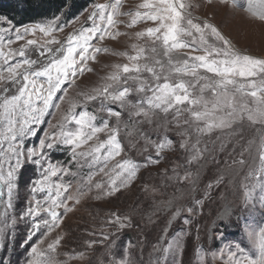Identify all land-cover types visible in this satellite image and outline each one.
I'll return each instance as SVG.
<instances>
[{"label":"snow or ice","instance_id":"obj_1","mask_svg":"<svg viewBox=\"0 0 264 264\" xmlns=\"http://www.w3.org/2000/svg\"><path fill=\"white\" fill-rule=\"evenodd\" d=\"M230 2L234 7L264 21V0ZM120 7L121 0L94 3L85 23L64 39H58L54 35L65 27L60 22L59 15L31 26L0 27V197H5L0 200V205H3V210H0V240L6 237L7 230L17 222L16 217L12 216L9 223L8 215L18 194V176L27 163L39 166L41 170L39 178L31 182L30 192L46 193L42 198L33 195L32 202L20 217L24 220L28 217L34 218L30 229L32 235L27 237L31 239L38 231L43 237L60 227L62 213L58 209H63L64 213L71 212L68 202L80 203V198L87 195L84 190L86 187L89 190L92 187L101 189L105 196L112 197L137 178L141 167L159 162L148 158L147 164L141 165L126 154L122 157L125 151L119 139L122 126L129 128L132 125L127 132L131 136L138 131L137 125L152 123V117L157 110L163 113L175 111L176 115H180L182 105H188L183 111L190 112L194 121L205 122L203 128H197L201 133L211 132L214 128L231 127L244 118L252 123L264 124V57H256L237 49L207 21L203 24L194 22L189 11V0H142L135 11L128 12H120ZM118 16L130 17L126 25L129 28L140 22L151 21L154 27L135 33L138 39L147 38L151 45H132L135 54L128 56L129 63L114 65L116 71L106 77L108 82L92 89L91 93H81L85 104L99 102L95 114L89 111L77 113V102H72L59 124L54 126L59 131L46 134L36 147L26 148L24 139L36 135L33 126L41 123L50 108L60 107L59 103L54 102L57 93L67 94L68 88L75 84L78 75L92 71L87 67L88 62H94L98 53L108 51L107 48L95 47L93 42L106 37L114 40L121 35L119 31H114L119 24L124 23L117 19ZM4 20L7 18L0 17V21ZM10 32L14 39L7 35ZM37 32L50 38L43 43L28 39L18 49L11 47L14 42ZM209 37L213 42L209 41ZM33 47L38 53V58L35 59L28 58ZM161 48L163 57L167 58L166 63L156 58ZM184 49L202 51L203 54H189L187 59L174 57V53ZM16 57L23 59L12 63ZM201 70L211 75H202ZM143 73L149 74L151 79L142 75ZM185 77L189 79H184ZM129 81L134 82L135 87L130 86ZM197 87L199 95L194 91ZM205 92L211 93V99L205 98ZM133 94L138 97L135 101L130 99ZM249 97L252 100L251 105L247 100ZM59 99L63 101L65 97L60 96ZM109 104L118 105L121 110L106 107ZM124 111L128 112L127 121L123 118ZM99 114H106L107 118L98 125L95 121ZM112 117H115V122L110 124ZM70 124L76 126L74 130L69 128ZM101 133L106 134L105 139H101ZM139 135L145 141L144 146L139 149L141 152H147L149 146L156 150L157 156L165 149L172 150L170 140L157 142L148 139L143 132ZM91 141L95 143L90 144ZM186 144V141H181L180 148H186ZM58 145L70 149L72 159L77 165L86 157L90 158L88 162L91 165L103 162L104 166L99 172L108 177L107 190L102 188V182L93 184V177L97 175L95 172L88 173L83 182L78 181L75 190H72L71 181H53L52 178L58 175H80L79 172H70L67 168L48 162L47 151ZM86 145L87 150H82ZM130 146L135 148L136 144L130 142ZM191 148L194 151L188 160L189 164L200 158V149L196 144ZM118 157L122 158L117 160ZM114 160L115 164L108 168V163ZM259 160V167L249 175L257 176L256 185L264 191V151L260 153ZM239 163L243 164L244 161ZM192 176L193 173L186 172L183 179L194 184ZM175 178L177 177H170ZM211 188L212 185H208V189ZM190 191H195V188ZM245 195L250 196L251 193ZM205 196H208L207 191ZM180 199L182 196L166 202L169 207L175 206L171 219L184 211L194 214L193 208L178 202ZM203 203V200H195V204ZM224 215H230V211H226ZM110 216L114 219H109L107 223L115 226L117 231L132 226L131 218L126 214L112 212ZM184 223L189 225L191 221L185 220ZM103 236L105 240L108 239L107 233ZM248 237L257 239L255 254L248 255L239 244L233 245L229 242L226 248L220 250L221 253L227 252L228 259L225 264H264V228L258 233L249 232ZM42 243L41 239L31 246L26 264H67L66 261H57L52 256L57 251L61 238L57 237L48 243L47 249L40 247ZM87 243L91 247L96 241ZM170 248L175 254L180 245L173 246L169 242V247H165L163 252L169 253ZM83 255L80 253L81 257ZM128 259L126 253L122 258L110 257L108 264H126ZM0 264H4L3 260H0Z\"/></svg>","mask_w":264,"mask_h":264},{"label":"rangeland","instance_id":"obj_2","mask_svg":"<svg viewBox=\"0 0 264 264\" xmlns=\"http://www.w3.org/2000/svg\"><path fill=\"white\" fill-rule=\"evenodd\" d=\"M141 2L142 0H121L119 11H135ZM94 3H105V0H91L85 7L75 6V10L66 8L58 13L57 15L61 17L60 22L65 27L63 31L54 35L58 39H64L69 33L79 29L92 11ZM189 3L191 5L189 11L194 22L203 24L207 21L228 38L237 49L256 57H264V21L252 17L226 0H189ZM0 17L6 16L0 15ZM6 18L7 20L0 21V27L20 26ZM51 18L53 17L41 18L21 25L31 26ZM117 19L124 21L114 29L121 35L114 40L106 37L104 40L93 42L95 47L107 48L108 51L98 53L94 62L91 60L88 62L87 67L92 71L78 75L75 78V84L68 88L67 94L57 93L54 102L59 103L60 107L50 108L41 123L33 126L36 129V135L24 139L26 148L36 147L46 134L59 131L58 127L54 126L59 124L72 102H77V113L89 111L95 114L99 102L85 104L81 93H91L92 89L108 82L106 77L116 71L114 65L129 63L128 56L135 54L132 45L143 47L151 45L147 38L138 39L135 35L147 27H154L151 21L140 22L129 28L126 25L130 17L118 16ZM7 35L14 39L11 32ZM49 38L37 32L14 42L11 47L18 49L28 39H36L38 43H43ZM185 39L191 40L189 37ZM209 41L213 42L211 37ZM162 51L161 48L156 58L166 63L167 58L163 57ZM189 54L200 55L203 52L184 49L173 55L187 59ZM28 58H38L35 47L30 49ZM19 59L23 58L16 57L12 63ZM201 74L211 75L202 70ZM142 75L151 79L147 73ZM160 82L163 83V80ZM128 83L135 87L134 82ZM194 91L196 95H199L198 87ZM204 95L205 98L211 99L210 92H205ZM60 96H64L65 99L61 101ZM137 98L136 94L130 96L133 101ZM247 100L251 105V98ZM106 107L116 111L121 110L115 104H109ZM187 107L188 105L180 106L182 109L180 115H176L175 111L163 113L157 110L152 117V123L144 122L137 125L138 131L133 132L131 136H128L127 132L132 125L130 124L129 128L122 126L119 135L125 150L122 157L126 154L128 158L141 165L147 164L148 158L159 162L141 167L137 178L127 188L121 189L112 197L105 196L101 189L92 187L89 190L86 187L84 190L87 195L80 198V203L68 202L72 208L71 212L64 213L63 209H58V212L62 213L60 227L43 237L38 231L31 239L27 237L32 235L30 229L34 218L28 217L24 220L20 217L23 210L32 202L33 195L42 198L46 193L32 194L30 192L31 182L39 178L41 170L39 166L27 163L18 176V194L13 200V209L8 215L9 223L12 216L16 217L17 222L7 230L6 237L0 240V260H3L4 264H26L33 244L42 239L43 243L40 247L47 249L48 243L57 237L61 238V243L57 245V251L52 253V256L57 261H66L67 264H108L110 257L122 258L126 253L129 257L126 264H179V261H182V264H225L228 259L227 252L221 253L220 250L226 248L229 242L233 245L239 244L248 255H254L257 239L249 238L248 233H258L261 228H264V191L256 185L257 176H250L249 173L260 165L259 156L264 151L262 147L264 124L252 123L244 118L231 127L214 128L211 132L201 133L197 131V128H203L205 122L194 121L190 112L183 111ZM105 118H107L106 114H99L95 123L99 125ZM123 118L126 121L129 120L127 111L123 112ZM109 122L114 123L115 117H112ZM75 127L74 124L69 125V128L73 130ZM140 132L152 141L170 140L172 150L165 149L157 156L156 150L149 146L147 152H141L139 149L144 146L145 141L140 138ZM100 137L105 139L106 134L101 133ZM181 141L187 142L186 148H180ZM130 142L135 143L136 147H131ZM89 143H95V141ZM193 144L200 149V158L189 164L188 160L194 151L191 148ZM82 150H87V145ZM122 157L116 159L119 160ZM46 159L51 164L67 168L70 172L80 173L76 177L66 174L58 175L52 178L53 181L63 180L65 183L71 181L72 190H75L78 181L83 182L88 173L95 172L97 175L93 177V184L102 182V188L107 190L108 177L99 172V169L104 166L103 162L91 165L88 162L90 158L86 157L82 158L77 165L72 159L70 149L63 145L48 150ZM239 161L244 163L241 164ZM115 162V160L110 161L108 168H111ZM186 172L193 173L191 179L194 184L183 179ZM170 177L177 178L170 179ZM208 185H212V188L208 189ZM193 187L195 191H190ZM206 191L208 196H205ZM246 193L251 195L246 196ZM181 196L182 199L178 202L185 207L193 208L194 214L184 211L175 219H171L175 206L169 207L166 202ZM4 198L0 197V200ZM195 200H203L204 203L198 205L195 204ZM0 210H3V205H0ZM226 211H230V215L225 216ZM112 212L126 214L131 218L132 226L117 231L115 226L107 223L109 219H114L110 216ZM41 216L43 217L44 214L42 213ZM185 220L191 223L185 225ZM105 233L108 234L106 240L103 236ZM92 241L96 243L89 247L87 242ZM169 242L173 246L180 245V248L175 250V254L172 248L169 253L163 252L165 247H169ZM80 253L84 254L83 257Z\"/></svg>","mask_w":264,"mask_h":264},{"label":"trees","instance_id":"obj_3","mask_svg":"<svg viewBox=\"0 0 264 264\" xmlns=\"http://www.w3.org/2000/svg\"><path fill=\"white\" fill-rule=\"evenodd\" d=\"M91 0H0V15L8 17L17 25L38 19L54 17L68 8L85 7ZM70 4V6H68ZM81 4V5H80ZM80 5V7L78 6ZM77 8V9H78Z\"/></svg>","mask_w":264,"mask_h":264},{"label":"built area","instance_id":"obj_4","mask_svg":"<svg viewBox=\"0 0 264 264\" xmlns=\"http://www.w3.org/2000/svg\"><path fill=\"white\" fill-rule=\"evenodd\" d=\"M226 1H229L230 2V0H226Z\"/></svg>","mask_w":264,"mask_h":264}]
</instances>
